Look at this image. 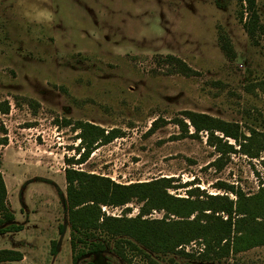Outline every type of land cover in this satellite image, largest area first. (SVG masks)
I'll return each mask as SVG.
<instances>
[{
  "label": "rangeland",
  "instance_id": "rangeland-1",
  "mask_svg": "<svg viewBox=\"0 0 264 264\" xmlns=\"http://www.w3.org/2000/svg\"><path fill=\"white\" fill-rule=\"evenodd\" d=\"M255 1L264 28V0ZM239 14L236 0H0V103L9 104L8 114H0V139L7 138L0 174L6 208L22 229L0 235V251H17L21 261L0 264H72L68 168L122 185L170 179L174 188L167 192L177 198L197 189L203 197L236 201L218 187L232 186L245 197L264 188V151L257 159L227 155L217 169L219 155L206 134L180 138L173 122L189 111L238 124L246 136L250 130L264 134V35L251 44ZM221 38L233 58L221 50ZM169 56L193 74L165 64ZM156 120L158 129L148 135ZM83 124L117 138L91 147L77 165L90 139L84 133L81 141ZM140 206L133 201L101 212L134 218ZM163 216L152 211L143 219ZM104 241V252L77 264H125L112 251L114 242ZM201 248L191 243L184 251ZM154 259L264 264V247L216 263ZM131 264L146 262L134 257Z\"/></svg>",
  "mask_w": 264,
  "mask_h": 264
},
{
  "label": "trees",
  "instance_id": "trees-1",
  "mask_svg": "<svg viewBox=\"0 0 264 264\" xmlns=\"http://www.w3.org/2000/svg\"><path fill=\"white\" fill-rule=\"evenodd\" d=\"M236 2L240 6L239 21L243 30L251 44L256 45L264 35L256 1ZM220 44L224 54L233 58L229 41L221 38ZM163 62L183 76H190L194 72L172 56L165 57ZM8 112L9 104L0 103V114L7 115ZM182 116V119L173 121L181 132L180 138L194 139L200 133H205L207 145L219 155L214 162L217 169L223 167L221 159L227 155L241 153L250 159H257L264 151V134L250 130L246 136L238 124L226 123L204 114L186 111ZM81 126L79 130L83 138L79 139L85 141L84 133L89 134L90 139L88 147L75 162L77 165L87 161L91 147L106 145L117 138L116 135L105 137L99 127L89 124ZM157 129L156 120L150 124L147 134ZM190 129L192 133H189ZM228 141H233L238 151ZM6 145L5 133V137L0 139V146ZM64 178L72 264H77L86 255L104 252L107 247L105 239L114 242L112 251L125 264H131L134 257L142 258L146 264H158L154 258L168 255L199 263H216L264 247V188L252 197H245L232 186L221 184L219 190L236 197V201H232L227 196L203 197L197 189L188 191L186 198L173 197L167 192L174 188L170 179L122 185L70 168L65 169ZM5 198L6 190L0 174V235L22 230L7 210ZM133 201L141 205L134 218L110 217L101 212V207L121 208ZM152 211L164 212L163 219H143ZM191 243L202 248L195 254L185 253L184 248ZM21 259L17 251H0V263L19 262ZM170 264L174 262L170 260Z\"/></svg>",
  "mask_w": 264,
  "mask_h": 264
}]
</instances>
